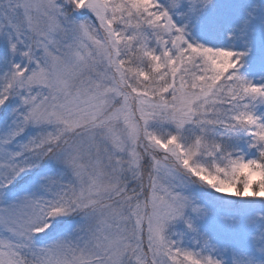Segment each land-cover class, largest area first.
<instances>
[{"label":"snow or ice","instance_id":"obj_1","mask_svg":"<svg viewBox=\"0 0 264 264\" xmlns=\"http://www.w3.org/2000/svg\"><path fill=\"white\" fill-rule=\"evenodd\" d=\"M0 264H264V0H0Z\"/></svg>","mask_w":264,"mask_h":264}]
</instances>
